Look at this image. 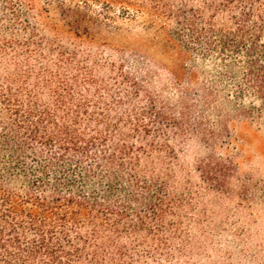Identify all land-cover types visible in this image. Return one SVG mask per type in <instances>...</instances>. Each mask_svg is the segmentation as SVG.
<instances>
[{"label": "trees", "instance_id": "1", "mask_svg": "<svg viewBox=\"0 0 264 264\" xmlns=\"http://www.w3.org/2000/svg\"><path fill=\"white\" fill-rule=\"evenodd\" d=\"M121 19L173 94L97 39ZM237 123H264V0H0V264H198Z\"/></svg>", "mask_w": 264, "mask_h": 264}, {"label": "rangeland", "instance_id": "2", "mask_svg": "<svg viewBox=\"0 0 264 264\" xmlns=\"http://www.w3.org/2000/svg\"><path fill=\"white\" fill-rule=\"evenodd\" d=\"M113 27L102 28L96 37L109 48H124L144 52L150 58L153 90L166 88L173 94L172 80L164 69L170 62L159 55L157 49H146L151 35L143 30L141 20H117ZM157 44L159 39L153 38ZM107 54L111 51L106 50ZM114 58L117 57L114 54ZM203 74L198 72V82ZM217 100L223 103L222 94ZM226 114V104H222ZM232 143L228 151L234 156V168L228 178L230 194H226L222 207L215 206L211 216L213 238H201L208 256L198 258V264H264V123L260 126L234 124L230 131ZM217 154H223L226 144L217 143ZM178 154L179 163L189 170L197 181L193 163L204 154L202 146L194 140L186 142ZM244 185V186H243ZM243 186V188L241 187ZM223 225V226H222Z\"/></svg>", "mask_w": 264, "mask_h": 264}]
</instances>
